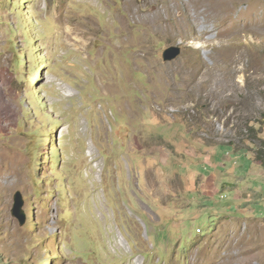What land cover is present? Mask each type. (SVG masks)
Masks as SVG:
<instances>
[{
  "label": "rangeland",
  "instance_id": "1",
  "mask_svg": "<svg viewBox=\"0 0 264 264\" xmlns=\"http://www.w3.org/2000/svg\"><path fill=\"white\" fill-rule=\"evenodd\" d=\"M123 1L0 0V264H264V37L219 64Z\"/></svg>",
  "mask_w": 264,
  "mask_h": 264
},
{
  "label": "bare ground",
  "instance_id": "2",
  "mask_svg": "<svg viewBox=\"0 0 264 264\" xmlns=\"http://www.w3.org/2000/svg\"><path fill=\"white\" fill-rule=\"evenodd\" d=\"M243 3V0H124L123 10L130 22L133 21V24L143 27V32L137 39L138 43H145L149 36L147 32L156 39L165 37L186 40L196 35V40H206L203 45L210 47L216 62L232 65L240 61V56L247 57V54H243L242 46L239 44L244 36L264 37V25L255 20L242 22L235 28H231V23L238 22L236 21L238 16L234 17L235 8ZM176 12L180 13L177 17ZM200 17H204L206 21L203 27L197 24ZM126 19L125 17L117 19L119 31L123 33L119 38L121 45H128L132 42ZM207 25H212V29H207ZM227 43H232L234 46H227ZM145 51L143 55L134 52L133 59L150 58V52L147 49ZM146 62L148 69L157 70L152 60ZM168 73L164 71L158 76L166 77Z\"/></svg>",
  "mask_w": 264,
  "mask_h": 264
},
{
  "label": "water",
  "instance_id": "3",
  "mask_svg": "<svg viewBox=\"0 0 264 264\" xmlns=\"http://www.w3.org/2000/svg\"><path fill=\"white\" fill-rule=\"evenodd\" d=\"M180 53L179 48H168L163 52V60L164 61H171L175 59ZM23 205L22 195L20 192H16L13 197V206L11 209V214L15 218H17L20 224L23 223V214L21 212V207Z\"/></svg>",
  "mask_w": 264,
  "mask_h": 264
},
{
  "label": "trees",
  "instance_id": "4",
  "mask_svg": "<svg viewBox=\"0 0 264 264\" xmlns=\"http://www.w3.org/2000/svg\"><path fill=\"white\" fill-rule=\"evenodd\" d=\"M40 104V103H39ZM40 107L42 108V106L40 105ZM31 135H32V132L31 131H27V133L25 134V136H28V137H30L31 138ZM48 139H49V142H48V144H50L51 146H53L55 143H56V136L54 135L53 137L49 134V137H48Z\"/></svg>",
  "mask_w": 264,
  "mask_h": 264
}]
</instances>
